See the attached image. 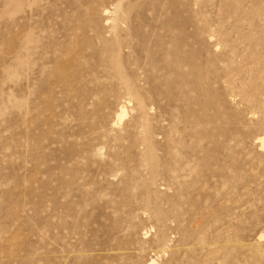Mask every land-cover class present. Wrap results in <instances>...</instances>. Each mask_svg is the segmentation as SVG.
I'll use <instances>...</instances> for the list:
<instances>
[{
  "label": "rangeland",
  "instance_id": "1",
  "mask_svg": "<svg viewBox=\"0 0 264 264\" xmlns=\"http://www.w3.org/2000/svg\"><path fill=\"white\" fill-rule=\"evenodd\" d=\"M263 54L264 0H0V264H264Z\"/></svg>",
  "mask_w": 264,
  "mask_h": 264
},
{
  "label": "bare ground",
  "instance_id": "2",
  "mask_svg": "<svg viewBox=\"0 0 264 264\" xmlns=\"http://www.w3.org/2000/svg\"><path fill=\"white\" fill-rule=\"evenodd\" d=\"M238 4V3H237ZM256 12V11H255ZM102 17H103V23L105 25V28H106V32L104 34L103 37H107V38H111L109 40L106 41V43L104 44H111V51L112 53L117 57V65H118V74L121 76V80H122V84H123V87L125 89V92L127 95H130L133 96L134 98H137V103L140 105L142 103H140V100H139V97H138V87L132 82L130 81L128 78H126L122 72V69H121V65H120V55H121V52H122V44H123V41H122V38L119 34V29L120 27L122 26L123 23H125L124 19H123V16H121L119 14V6L117 5H114L113 8H109L107 6L103 7L102 9ZM248 13V12H247ZM255 14V13H254ZM240 34V33H239ZM101 38L102 40L104 38ZM103 45V43H102ZM61 46V45H59ZM21 47V44L18 45V49ZM46 45L45 44H42L40 42V39L39 38H36V37H32L30 38L29 40V43L27 44V48H26V55L28 58H30L31 60V65H30V68L31 70L33 69H36V67H38V63L40 60H43L45 57L44 54H46ZM63 47V46H61ZM58 48V47H57ZM62 48H59V50H61ZM129 49V48H128ZM57 50V51H59ZM246 50V49H245ZM250 50V49H249ZM48 51V49H47ZM53 51V50H51ZM62 51V50H61ZM60 51V53H61ZM105 51V50H104ZM108 51V50H107ZM106 51V52H107ZM21 53V51L19 52ZM50 54V53H49ZM55 54V53H54ZM58 54V53H57ZM48 55V54H47ZM112 55V54H111ZM230 55V54H229ZM53 56V55H51ZM257 56V55H256ZM55 57V55H54ZM254 58V57H253ZM259 59L261 60H264V54L261 55V56H258ZM47 59V58H46ZM245 60V59H244ZM46 61V60H45ZM257 61V59H256ZM177 62V61H176ZM261 63V62H260ZM264 63V61H263ZM44 65L42 67V70L43 69H46L47 68V65L46 64H42ZM243 68V67H242ZM252 69V68H251ZM257 70V69H256ZM262 72V71H261ZM78 76V75H77ZM198 84V83H197ZM245 86V85H243ZM126 95V96H127ZM127 98V97H126ZM129 98V97H128ZM127 98V99H128ZM131 99V98H130ZM130 99L129 102L131 101ZM143 102V101H141ZM141 107V106H140ZM146 110V109H145ZM146 113V112H145ZM126 115V109H125V106L122 105L119 109V112L117 113V119L118 121H121ZM142 115V114H141ZM146 122V121H145ZM146 127V126H145ZM147 134V133H146ZM145 134V135H146ZM149 135V134H148ZM147 135V136H148ZM260 143H261V146L264 145V137L262 138H258ZM145 146H146V149L148 151V155L151 159H154V153H153V146L151 144V142H147V141H143ZM154 172V171H153ZM150 179V178H149ZM153 218L154 220L158 223V225L160 226L161 223V216L159 213H153ZM260 239H264V235H261L260 236ZM155 243L158 247H162L160 252H165L167 249L166 247L169 246L167 244V240H166V235L164 233V231L162 229L159 230L158 234L155 235ZM123 246L121 245H118V246H113L111 249H122ZM168 248V247H167ZM166 249V250H165ZM120 252V251H119ZM154 262V260H151L150 261V264H152Z\"/></svg>",
  "mask_w": 264,
  "mask_h": 264
}]
</instances>
